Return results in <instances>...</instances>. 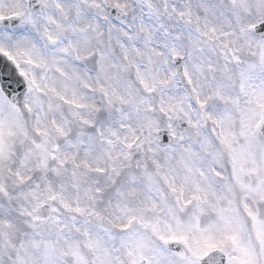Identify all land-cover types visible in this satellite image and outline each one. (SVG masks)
<instances>
[{"label": "snow or ice", "instance_id": "1", "mask_svg": "<svg viewBox=\"0 0 264 264\" xmlns=\"http://www.w3.org/2000/svg\"><path fill=\"white\" fill-rule=\"evenodd\" d=\"M0 264H264V0H0Z\"/></svg>", "mask_w": 264, "mask_h": 264}]
</instances>
